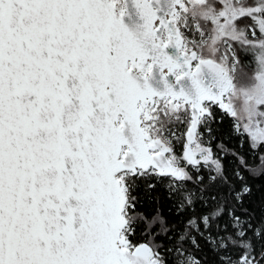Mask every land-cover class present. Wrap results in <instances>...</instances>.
I'll return each mask as SVG.
<instances>
[{
	"label": "water",
	"instance_id": "1",
	"mask_svg": "<svg viewBox=\"0 0 264 264\" xmlns=\"http://www.w3.org/2000/svg\"><path fill=\"white\" fill-rule=\"evenodd\" d=\"M122 2L117 16L109 0H0V264H160L119 246V176L181 177L141 118L189 105L191 162L205 105L232 110L223 66L182 51L180 0Z\"/></svg>",
	"mask_w": 264,
	"mask_h": 264
},
{
	"label": "trees",
	"instance_id": "2",
	"mask_svg": "<svg viewBox=\"0 0 264 264\" xmlns=\"http://www.w3.org/2000/svg\"><path fill=\"white\" fill-rule=\"evenodd\" d=\"M209 1L203 0L200 6L206 7ZM222 7L216 2L210 10L217 13ZM195 19L201 21V16ZM240 20L232 22L233 29L243 25ZM249 21L245 27L252 24ZM181 33L185 40L190 36L184 29ZM231 43L238 69L252 68L251 45ZM203 59L219 63L214 58ZM205 106L208 114L199 119L195 134L210 150L211 162L206 163L185 164L182 158L188 141L187 109L176 121H169L162 112L164 107L179 111L188 105L158 101L142 117L149 135L155 121L163 126L157 133L167 141L172 163L184 171L180 178L154 172L120 176L125 186L127 246L148 245L160 264H264V141L238 130L232 110L226 114L216 106ZM258 114L264 125V105L258 107Z\"/></svg>",
	"mask_w": 264,
	"mask_h": 264
},
{
	"label": "rangeland",
	"instance_id": "3",
	"mask_svg": "<svg viewBox=\"0 0 264 264\" xmlns=\"http://www.w3.org/2000/svg\"><path fill=\"white\" fill-rule=\"evenodd\" d=\"M180 1L181 6L178 8L174 23L181 35L182 29H184L185 34H190L187 40L182 37L183 51L186 53L196 52L198 59H203L204 57L214 58L224 67L231 80L229 90L226 93L228 95L226 103L231 106L234 112L236 128L247 132L255 140L264 141V125L258 114V107L264 105V0H210L208 5H205L206 7L200 6L203 0ZM216 2L219 5L221 2L223 7L221 11L213 13L210 8ZM247 2L249 3L248 5H246ZM182 10L180 17L179 13ZM199 15L201 16V21L195 19ZM204 17L211 20L213 25L203 20ZM238 18L241 19L239 25H243L240 27L236 25L233 29L232 22ZM247 19L252 21L249 27H245ZM192 20L195 22H192ZM189 21L192 22L190 26ZM177 22H179L178 25L176 24ZM209 25L213 29H209ZM232 40L251 45L253 55L251 60L252 68L246 71L238 69L237 57L231 43ZM158 101H162L163 104L168 103L167 100H156L155 104L147 109V113L151 112L149 109H155ZM177 103L182 106L185 104L183 101ZM186 109L190 117L189 105L188 108L182 107L179 111L164 107L162 112L169 121H176L181 114L186 113L184 112ZM152 119H157V116ZM189 125L190 120L188 127ZM153 126V133H151L150 137L152 139L160 138L167 144V141L160 137L161 134L158 135L157 133L162 131L163 126L157 125L156 121ZM147 128L149 129V126ZM188 143L187 141L185 146ZM190 145L194 154V159L190 162L192 165L199 162H211L210 150L198 142L196 134ZM182 158L184 159V151ZM188 163L185 159V164ZM179 169L184 171L183 168Z\"/></svg>",
	"mask_w": 264,
	"mask_h": 264
},
{
	"label": "built area",
	"instance_id": "4",
	"mask_svg": "<svg viewBox=\"0 0 264 264\" xmlns=\"http://www.w3.org/2000/svg\"><path fill=\"white\" fill-rule=\"evenodd\" d=\"M110 1L116 7V10H115L116 14L120 15L122 13V2H121V0H110ZM147 67H148V62L142 63L140 65L139 73L145 74ZM127 248L129 249L128 246H127ZM243 261H244V259H243Z\"/></svg>",
	"mask_w": 264,
	"mask_h": 264
}]
</instances>
